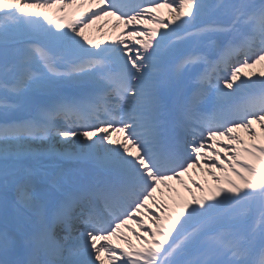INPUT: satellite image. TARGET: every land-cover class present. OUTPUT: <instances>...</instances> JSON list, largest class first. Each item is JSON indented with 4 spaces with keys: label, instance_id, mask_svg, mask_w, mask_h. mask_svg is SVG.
<instances>
[{
    "label": "snow or ice",
    "instance_id": "obj_1",
    "mask_svg": "<svg viewBox=\"0 0 264 264\" xmlns=\"http://www.w3.org/2000/svg\"><path fill=\"white\" fill-rule=\"evenodd\" d=\"M0 264H264V0H0Z\"/></svg>",
    "mask_w": 264,
    "mask_h": 264
},
{
    "label": "bare ground",
    "instance_id": "obj_2",
    "mask_svg": "<svg viewBox=\"0 0 264 264\" xmlns=\"http://www.w3.org/2000/svg\"><path fill=\"white\" fill-rule=\"evenodd\" d=\"M111 23H115V20L114 21H109V23H105L103 26V28L101 29L100 28H97L94 32V34L92 33V37H94V39H97V40H100V39H104V37L108 36L109 35V30L113 29V26H111ZM123 25H121V28L118 29V30H115L116 33H115V36L114 35H110L108 38H107V42H111L113 40H115L116 38V35L119 33V31H121L123 29ZM106 39V38H105ZM175 188H180L181 190H183V188L178 184V185H174ZM161 188H164L163 186H161ZM168 190V189H167ZM184 191V190H183ZM185 192V191H184ZM186 193V192H185ZM167 195L169 196V193H167ZM168 199V197H167ZM125 233L127 232L125 229L123 230Z\"/></svg>",
    "mask_w": 264,
    "mask_h": 264
},
{
    "label": "rangeland",
    "instance_id": "obj_3",
    "mask_svg": "<svg viewBox=\"0 0 264 264\" xmlns=\"http://www.w3.org/2000/svg\"><path fill=\"white\" fill-rule=\"evenodd\" d=\"M162 11H163L164 15H167V9H164V10H162ZM257 71H259V68L257 69ZM204 175H205V174L202 173V172H200L199 169H194L193 172H192V177L195 178V179H197V180H202V179L204 178ZM184 179H185L186 181H188L189 184L191 183V180L189 179V176L186 175V176L184 177ZM208 179L210 180L211 177H208ZM172 183L176 184L177 182L174 181V182H172ZM181 192H182L183 195L187 196V193H185L183 190H182ZM157 195L160 197V193H159V192L157 193ZM162 198H163V199H166L165 194H164V196H163Z\"/></svg>",
    "mask_w": 264,
    "mask_h": 264
}]
</instances>
